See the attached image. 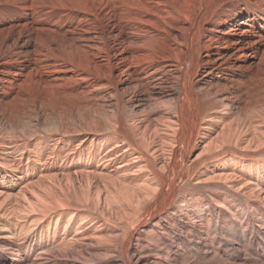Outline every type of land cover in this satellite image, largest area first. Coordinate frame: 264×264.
Instances as JSON below:
<instances>
[{
    "label": "bare ground",
    "instance_id": "1",
    "mask_svg": "<svg viewBox=\"0 0 264 264\" xmlns=\"http://www.w3.org/2000/svg\"><path fill=\"white\" fill-rule=\"evenodd\" d=\"M0 264H264V0H0Z\"/></svg>",
    "mask_w": 264,
    "mask_h": 264
},
{
    "label": "rangeland",
    "instance_id": "2",
    "mask_svg": "<svg viewBox=\"0 0 264 264\" xmlns=\"http://www.w3.org/2000/svg\"><path fill=\"white\" fill-rule=\"evenodd\" d=\"M43 108V107H42ZM47 113H49L48 111H47ZM89 113V115L90 116H93L94 118H100L101 117V115L100 114H98V113H91L90 111H84V113H80V115L81 116H77V117H69V116H67V115H62V117L59 119V118H57V119H55V123L56 124H54V123H50V122H52V121H50L51 119H45L44 120V124H45V126L47 127V129L49 128V129H55V128H57L58 129V124H59V122H61L62 120L63 121H65V120H67L69 123H71L72 125H78V124H80L81 122H84L85 120H84V118L86 119L89 115H87V114ZM50 115H55V113H49ZM95 114V115H94ZM67 116V117H66ZM82 117V118H81ZM78 120V121H77ZM46 121V122H45ZM58 122V123H57ZM48 124H50V125H48ZM28 127L29 128H34L35 126H34V121L33 122H31V123H29V125H28Z\"/></svg>",
    "mask_w": 264,
    "mask_h": 264
}]
</instances>
